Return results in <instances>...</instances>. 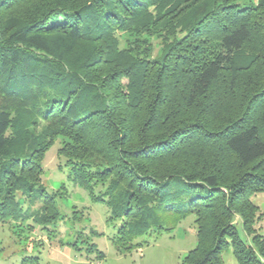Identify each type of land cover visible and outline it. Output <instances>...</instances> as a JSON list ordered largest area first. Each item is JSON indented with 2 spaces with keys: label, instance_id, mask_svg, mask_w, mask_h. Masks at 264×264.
I'll use <instances>...</instances> for the list:
<instances>
[{
  "label": "trees",
  "instance_id": "16d2710c",
  "mask_svg": "<svg viewBox=\"0 0 264 264\" xmlns=\"http://www.w3.org/2000/svg\"><path fill=\"white\" fill-rule=\"evenodd\" d=\"M176 29L157 58L116 36ZM56 138L72 180L104 188L119 251L194 214L187 264H224L229 245L264 264L249 200L264 192V0H0L1 221H56L35 191Z\"/></svg>",
  "mask_w": 264,
  "mask_h": 264
},
{
  "label": "rangeland",
  "instance_id": "374dc122",
  "mask_svg": "<svg viewBox=\"0 0 264 264\" xmlns=\"http://www.w3.org/2000/svg\"><path fill=\"white\" fill-rule=\"evenodd\" d=\"M116 36L120 48H129L134 55L145 53L157 58L165 53L167 44L181 34L176 29L163 36L126 31H118ZM37 125L36 131L44 126L43 122ZM7 134L12 135L10 130ZM62 140L56 138L44 153L42 174L35 188L37 193L42 189L54 197L56 221L43 227L31 221L18 225L9 218L0 220V264H187L184 258L196 245L194 214L183 218L172 231L139 237L135 241L137 246L119 251L114 239L122 221L111 220L110 208L98 199L104 189L101 185L90 189L72 180L65 158L58 154ZM233 172L228 165L224 178L231 177ZM249 200L255 207L252 229L264 234V192L252 193ZM18 201L22 203L23 197L19 196ZM25 202L29 211L40 212L39 199ZM239 221L238 216L233 220L242 237ZM221 256L224 264H238L230 245Z\"/></svg>",
  "mask_w": 264,
  "mask_h": 264
}]
</instances>
